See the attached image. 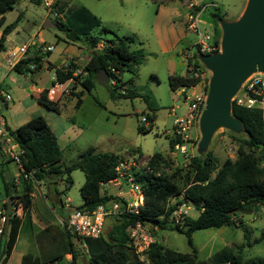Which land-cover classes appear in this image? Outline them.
I'll return each instance as SVG.
<instances>
[{"label": "rangeland", "instance_id": "rangeland-1", "mask_svg": "<svg viewBox=\"0 0 264 264\" xmlns=\"http://www.w3.org/2000/svg\"><path fill=\"white\" fill-rule=\"evenodd\" d=\"M56 1L57 8L62 5L69 10L83 5L97 15L102 21V26L110 30L102 36L99 35L102 39L134 36L135 41L131 43V48L143 49L142 63L134 77L129 72L120 74L119 84L124 83V85L115 90H112V85L95 78L94 87L88 91L82 85L86 76L79 77L76 83L68 88L69 91L64 92L56 100L60 113L47 108L37 99L36 88L43 87L46 94L47 89L52 87L54 72L48 69L49 63L61 65L63 62L76 59L77 65L84 67L93 48L89 46L84 35L77 41L67 39L65 32L54 22L56 18L51 19L53 26H46L49 24L50 9L44 4L33 3L30 0L20 1L13 9L6 12L5 24L0 27L1 37L4 26L14 22L19 14H22L16 28L5 42V50L0 53V89L11 96L9 101L0 98V117L6 121L9 130L15 132L20 124L27 122L33 116L45 115L58 137L65 165L77 161L80 154L91 146L98 151L122 154L125 162L119 166L120 176L116 184L109 183L105 187L108 193L123 197L130 203L137 199L138 195L131 183L135 184L134 178L148 169L150 158L157 152L161 153L163 158L159 160L156 170L168 175L176 173L177 182L183 188L186 186L184 175L194 156H203L211 151L217 157L219 165L227 158L234 160L238 158V148L246 138L244 130L235 132L224 126L214 131L206 149L199 148L201 132L197 130L193 131L196 139L189 143L186 153L183 154L170 146V140L174 137V121L185 114L188 103L183 93L171 89L168 77L170 74L187 73L188 60H191V64L195 60L197 41V36L187 30L186 32L181 24V20L186 16L181 0ZM247 1L197 0L201 7L205 6L200 15L201 29L214 36L215 41L218 36L214 33L216 28L219 29V22L212 14L220 13L226 20H237L243 13ZM207 4L214 5L211 7ZM101 27L93 29L90 34L97 36ZM221 38H219L220 44ZM31 41L36 43L30 46L28 54L32 53L31 55L38 52L39 46L53 45L54 48L47 53L39 52L42 56L40 69L35 72L18 73L7 61L8 51L16 45ZM104 45L103 41H99L96 47L99 50ZM211 76L212 71L203 64L201 80L195 85V90L204 88L208 91ZM131 77L132 81H130ZM124 91H127L126 95H122ZM131 91L138 94L132 95ZM146 96L147 100L144 98ZM79 97L82 102L77 107ZM147 113L154 116L152 128H148L150 121L146 119ZM139 126L144 130L141 131ZM2 163H5V167L13 175L18 173L17 165L11 160L4 159L0 153V169ZM71 178L73 182L67 188L68 183L60 178L52 182H38L42 184L35 183V195L41 197L36 208L39 212L46 210L52 213L51 218L56 222L49 225L48 231L36 237L33 230H30V221L26 220L13 254L5 260L7 264H21L22 255L27 251L33 253L35 257L39 250L38 244L44 255L59 250L58 247L66 239L59 219L64 218L73 208H78L83 203L80 188L85 182V173L75 169L71 172ZM54 181H56L55 185ZM19 183H17L18 191ZM54 186L62 195L64 203H67L66 198L71 200L67 205L71 207H66V212L58 207L59 201L55 197ZM14 195L15 198L7 195L4 181L0 176V217L6 212L4 203H7L9 198L12 199V212L23 211L21 198L17 196L18 194ZM172 200L175 201L176 198ZM56 214L59 215L58 218ZM199 214L198 209L186 203L179 208L174 217L183 226V215L197 218ZM117 218L118 215H110L106 218L105 235L118 222ZM235 219L237 222L231 225L196 230L193 233V242L200 259L210 262L213 254L223 247L237 246L238 250V246L244 244L242 264H252V260L264 263V241L261 240L264 231V206L254 205L249 211L239 213ZM153 229L156 228L146 225L147 233L151 236L157 233L165 246L181 252L192 251L185 233L170 229ZM73 243L78 254V263L90 264L87 246L77 238H73ZM138 250H141L140 246ZM65 256L67 259L61 260L60 264H67L72 259V253ZM140 257L146 259L143 253Z\"/></svg>", "mask_w": 264, "mask_h": 264}, {"label": "trees", "instance_id": "trees-1", "mask_svg": "<svg viewBox=\"0 0 264 264\" xmlns=\"http://www.w3.org/2000/svg\"><path fill=\"white\" fill-rule=\"evenodd\" d=\"M33 3L43 4V0H30ZM183 1V0H181ZM19 0H0V27L5 24V14L19 3ZM57 1L50 12L56 14L54 22L65 32L67 39L77 41L82 35L86 36L91 49V55L85 64L88 75L82 81L83 87L90 91L94 87V79H98V72L105 69L110 77L107 85H112V90L122 87L120 74L129 72L133 77L138 73L139 66L144 56L143 49H132L131 43L135 41L134 36H117L116 39H102L103 33L110 32L102 26L101 19L93 14L86 6L66 10L64 6L57 8ZM56 6V8H55ZM197 10H200L197 7ZM18 18L4 26L0 37V53L5 50L7 36L16 28ZM215 20L220 22L223 16L220 13H213ZM102 26V27H101ZM101 27L100 33L93 36L90 32ZM101 35V36H99ZM218 38V37H217ZM217 40V41H216ZM99 41L105 43L102 49H97ZM219 43V38L215 39ZM188 69L185 75L170 74L169 85L173 91L180 88L197 85L201 78L197 75L202 71L203 64L195 54L194 63L188 60ZM192 65V67H190ZM78 65L70 62L68 67H56L55 75L58 80H67L73 72V67ZM35 67V68H34ZM42 67V56L39 52L23 58L14 70L18 73L35 72ZM112 68L117 71L114 73ZM116 80L115 83L112 81ZM133 78L131 77L132 81ZM137 95L135 91L130 92ZM74 95H78L73 93ZM124 91L122 95H126ZM147 100V96L144 97ZM39 102L47 108L60 113L56 101L50 100L47 95H41ZM81 98L77 100V107L81 105ZM232 114L238 118L244 129L246 138L238 148V158H227L221 165L217 157L211 152L203 156H194L185 173L186 186L183 188L177 182L178 175H168L156 170L162 154L157 152L150 158L148 169L134 178L135 183L140 186L143 197L142 204L137 213L124 212L118 215V222L107 232L99 237H76L82 240L89 252L90 264H242L244 261V244L233 247H223L213 254L211 261L198 257V250L194 245L192 235L196 230L208 228H220L222 226L236 223V216L249 211L252 206L262 204L264 206V120L262 110L259 108H247L232 103ZM146 118L150 121L152 128L154 116L147 113ZM139 129L144 130L139 126ZM15 140L24 153L23 167L26 172L34 171L33 179L22 178L20 190L15 182V176L10 172L11 180L8 181L5 171V163H2L0 176L8 196L15 198L14 194L21 198L24 210V220L12 212L9 221L6 219L0 232V264L11 255L12 249L17 242L19 233L23 229L24 222L30 221V230H33L31 223L30 207L32 205V193L35 182H52L55 179H63L68 185L72 184L71 172L80 169L85 173V182L80 188L83 203L80 209L94 210L102 204L111 201L127 204L123 197L112 195L104 190V185L109 181L119 178L118 167L125 162L122 154L109 151H98L91 146L83 151L79 159L70 165L63 163V151L59 145L57 135L50 127L43 115L33 116L30 120L18 126L15 132L10 130ZM179 138L173 137L170 146ZM56 181H54V185ZM58 192V191H57ZM59 194V193H58ZM182 196V198H180ZM173 201L172 199H175ZM191 204L200 211L197 218L183 215V226L176 221L174 214L179 211L183 204ZM7 207V203H4ZM236 211L233 214L230 212ZM6 215V213L4 214ZM8 221V226H6ZM241 222V221H240ZM137 223L149 225L153 228L164 230H176L187 236V242L192 248L191 252H181L165 246L162 239L153 234L154 240L143 252L146 259H141L142 253L137 251L136 245L128 233L131 226ZM184 227V228H183ZM153 229V230H156ZM47 229L42 230L43 234ZM66 239L53 253L46 256H35L26 253L22 256L21 264H60L65 255L72 253V259L67 264H79L78 254L75 251L73 235L67 233ZM38 236V235H37ZM246 236V234H245ZM264 241V231L261 235ZM252 264H264L262 261L252 260Z\"/></svg>", "mask_w": 264, "mask_h": 264}, {"label": "built area", "instance_id": "built-area-1", "mask_svg": "<svg viewBox=\"0 0 264 264\" xmlns=\"http://www.w3.org/2000/svg\"><path fill=\"white\" fill-rule=\"evenodd\" d=\"M55 1L56 0H43V4L49 9H51ZM207 5L213 7L212 5L214 4ZM198 6L199 4L196 1H190L188 3L185 24L186 30L197 36V41L195 45L196 54L199 59V55L220 52L221 44L216 43L210 33L201 29L202 21L200 19V13L205 9V6L201 7L200 10H197ZM31 45H36V43L31 41L22 45H16L8 51L7 61L10 67L14 68L17 63H19L23 58L27 56ZM53 48V45H47L42 47L39 46V49L37 51L47 53L53 50ZM70 62L77 65L76 59ZM70 62L64 65V67H68ZM72 69V75L65 81L58 80L55 75L52 87L47 89L46 92V95L50 100L56 101L64 92L69 91L68 88L72 84L76 83L79 77L87 76L88 74V72L85 70V67L77 66L75 68L73 67ZM112 71L114 73H117V71L113 68ZM197 75L201 76V71H199ZM115 82L116 80H114V83ZM192 87H183L178 89L181 93H183L184 98L188 103V106L185 111V114L181 117H177L173 125V135L175 138H179V140L174 144V149L182 152L183 154L186 153L187 146L189 145V143L196 139V136L193 135V131L197 130L198 132H201L200 120L202 113L206 107L207 100V90L202 88L200 90L189 91V89ZM241 91L243 92V94H241ZM0 98H3L5 101H9L11 99V96L9 94H5L4 91L0 89ZM234 101L238 105L245 106L247 108L261 109L264 120V72L252 73L243 82L241 88L233 97V102ZM143 120H145V118H143ZM7 127L8 126L6 121L2 117H0V153L4 159L11 160L17 165L18 173L14 175V180L16 183H19L22 178L33 179L34 171L26 172L24 170L23 150L21 149V147L15 140L13 134H11L9 128ZM131 186L138 192L137 199H134L131 203L127 201L126 205H122L119 202L111 201L107 204H102L98 206L92 211L87 209L73 208L70 212L67 213L64 218L59 219L60 224L62 225L63 229L67 233L73 235L74 238L99 237L104 233V224L108 216L120 215L128 211L134 213H137L139 211L140 205L143 201L141 189L137 183H131ZM66 200L69 204V198H66ZM5 221L6 215H2L0 217V232ZM128 233L130 235V238H132L133 243L136 245V248H139L140 246L141 250H138V252L140 253H143L148 248L150 242L154 240L152 236L147 233L146 225H143L141 223H137L135 226H131L128 229Z\"/></svg>", "mask_w": 264, "mask_h": 264}, {"label": "water", "instance_id": "water-1", "mask_svg": "<svg viewBox=\"0 0 264 264\" xmlns=\"http://www.w3.org/2000/svg\"><path fill=\"white\" fill-rule=\"evenodd\" d=\"M55 18L56 14L50 12L46 26H53L51 19ZM221 28V51L199 55V60L212 71L200 120V150L208 147L214 131L221 126L235 132L244 130L241 121L232 114V103L252 73L264 72V0H248L241 16L234 21L222 20ZM98 78L106 84L110 81L105 69L98 72ZM5 175L10 181L9 170ZM11 200L8 199L5 212L8 221L12 216Z\"/></svg>", "mask_w": 264, "mask_h": 264}, {"label": "crops", "instance_id": "crops-1", "mask_svg": "<svg viewBox=\"0 0 264 264\" xmlns=\"http://www.w3.org/2000/svg\"><path fill=\"white\" fill-rule=\"evenodd\" d=\"M190 1H196L197 2V0H183L182 1V4H183V6L185 7V11H186V16H185V18H184V20L182 19L181 20V24L184 26V30L186 31V28H185V22H186V17H187V8H188V3L190 2ZM199 9H201V5H199V7H198ZM204 11V10H203ZM201 13H202V11H201ZM201 13H200V15H201ZM21 14V13H20ZM22 15V14H21ZM241 16V15H240ZM222 20H226V19H222ZM221 20V21H222ZM221 21L219 22V29L218 28H216V30H215V33L214 34H217V36H218V38H221V36H222V28H221ZM226 21H234V20H226ZM187 32V31H186ZM9 36V35H8ZM7 36V39L6 40H8L9 39V37ZM214 37V36H213ZM30 55L32 54V53H29ZM28 54V55H29ZM69 62V61H68ZM68 62H63V64H61V65H56L54 62L53 63H49V66H48V69L50 70V69H52L53 70V72H54V77H55V68L56 67H63L64 65H66ZM14 69V68H13ZM37 70V69H36ZM54 79V78H53ZM190 89H192V90H195V86L194 87H192V88H190ZM200 89H202V88H200ZM199 89V90H200ZM36 92L38 93L37 94V99L41 96V95H43L44 94V88L43 87H37L36 88ZM45 116V115H44ZM45 118H46V116H45ZM47 119V118H46ZM48 121V120H47ZM48 123H49V121H48ZM52 128V127H51ZM53 130V129H52ZM58 138V137H57ZM118 180V178L115 180V181H109L108 183H106L105 185H104V190L105 191H107V189H106V185L107 184H109V183H114V184H116L115 182ZM61 182V181H60ZM38 184H42V183H38ZM42 186V188H43V185H41ZM67 186H69L68 184H66V188H67ZM35 188H36V185L34 184V191H33V193H32V196H33V199H32V205H31V207H30V212H31V223H32V227H33V232L35 233V236L37 237V235H39L40 234V232L42 231V230H44V229H47V228H49L50 226L49 225H51V224H53V222H56V220L53 218H51V216H52V213H48V211H46V210H43V211H41V212H39V209H37L36 208V204H38V200H40L41 199V197L40 196H36L35 194ZM53 190V189H52ZM59 192H57V188L54 186V194H55V197H56V199L59 201V209H60V207H61V211H63V212H66V207H69V206H67L68 205V203H64V201H63V197H62V195L59 193ZM110 193V192H109ZM70 200V199H69ZM67 201V200H66ZM46 202V201H45ZM70 202H71V200H70ZM64 205V206H63ZM71 207V206H70ZM50 212H52V211H50ZM20 217H21V219H22V221L24 220V210L22 211V212H19V213H17ZM59 217V215L58 214H56V218H58ZM21 233V232H20ZM20 233H19V235H20ZM18 238H19V236H18ZM18 240V239H17ZM17 243V242H16ZM15 246H16V244L14 245V247H13V249H12V252H11V255L13 254V252H14V249H15ZM38 246H39V250H38V254H35V256L36 255H38V256H46V255H44V253H43V251L41 250V248H40V245L38 244ZM26 253H31V252H29V251H27V252H25L24 254H26ZM23 254V255H24ZM31 254H33V253H31ZM69 254V253H68ZM10 255V256H11ZM22 255V256H23ZM48 255V254H47ZM9 256V257H10ZM65 258L67 259V257L65 256ZM9 261V260H8ZM1 264H7L5 261H3L2 260V262H1Z\"/></svg>", "mask_w": 264, "mask_h": 264}]
</instances>
